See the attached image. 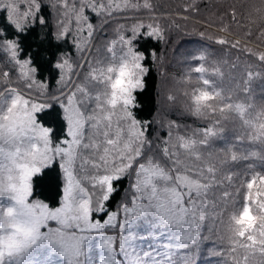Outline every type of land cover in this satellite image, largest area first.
I'll use <instances>...</instances> for the list:
<instances>
[{"label": "snow or ice", "instance_id": "obj_1", "mask_svg": "<svg viewBox=\"0 0 264 264\" xmlns=\"http://www.w3.org/2000/svg\"><path fill=\"white\" fill-rule=\"evenodd\" d=\"M249 7L264 0H0V264H199L209 239L219 264H264V24ZM170 32L222 50L185 78L203 127L137 115L161 62L145 45ZM226 124L235 142L210 148Z\"/></svg>", "mask_w": 264, "mask_h": 264}, {"label": "trees", "instance_id": "obj_2", "mask_svg": "<svg viewBox=\"0 0 264 264\" xmlns=\"http://www.w3.org/2000/svg\"><path fill=\"white\" fill-rule=\"evenodd\" d=\"M232 2L233 0H221V4L225 6ZM240 2H244V0H240ZM255 2L256 0H247L250 6ZM246 23H249V26L253 29L264 24V8L261 9L260 16H257L249 7ZM141 44H144V41H141ZM145 46L148 49L155 48L161 62L152 64L151 60L148 61L151 71L146 78V90L138 97L140 108L137 115L144 120H155L156 113L160 108L165 110L167 119L176 122L181 129L203 127V122L187 113L190 93L197 85L195 81L186 83L185 78L189 75L191 68L201 63L200 60L196 59L201 53L211 52L215 55L222 50L219 46L206 38L200 37L198 34L178 32H170L165 40L152 41ZM140 50H144V48ZM204 76L211 79L215 84V77L207 73ZM164 83H171L174 88L164 87ZM186 93L189 95H186ZM253 93L257 100L264 97V82L257 81L253 85ZM169 95L175 97L174 102L167 99ZM153 128L156 130L154 135H163L166 131L157 123L153 124ZM236 134L235 129L226 124L221 132L212 137L209 147L212 149H226L233 145ZM55 183L54 173L45 177L42 184L45 195L53 196L55 194ZM247 223L251 224L252 219ZM214 248L215 245L211 239L201 244L196 254L199 264H219V258L213 254Z\"/></svg>", "mask_w": 264, "mask_h": 264}, {"label": "rangeland", "instance_id": "obj_3", "mask_svg": "<svg viewBox=\"0 0 264 264\" xmlns=\"http://www.w3.org/2000/svg\"><path fill=\"white\" fill-rule=\"evenodd\" d=\"M172 84L171 83H164V87L166 86H169V87H173V85L171 86ZM174 88V87H173ZM8 204H9V201H7V200H0V207H7L8 206ZM245 220L246 221H250L251 220V217H248V216H246L245 217ZM22 237H18L17 239H21ZM93 241H94V243H93V247L95 248V243H96V238L95 237H93ZM45 254L47 255V250H45ZM51 260L54 262V264H63V262H62V260H61V258L60 257H58L56 254H52V256H51ZM87 264H99V260H98V258H97V256H96V254L95 253H93L92 255H91V257H89L88 259H87Z\"/></svg>", "mask_w": 264, "mask_h": 264}]
</instances>
